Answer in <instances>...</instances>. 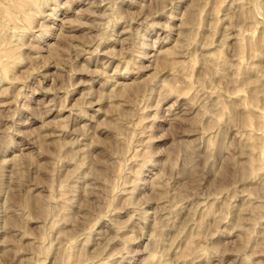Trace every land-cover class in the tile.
Masks as SVG:
<instances>
[{"label":"rangeland","instance_id":"rangeland-1","mask_svg":"<svg viewBox=\"0 0 264 264\" xmlns=\"http://www.w3.org/2000/svg\"><path fill=\"white\" fill-rule=\"evenodd\" d=\"M0 264H264V0H0Z\"/></svg>","mask_w":264,"mask_h":264},{"label":"bare ground","instance_id":"bare-ground-1","mask_svg":"<svg viewBox=\"0 0 264 264\" xmlns=\"http://www.w3.org/2000/svg\"><path fill=\"white\" fill-rule=\"evenodd\" d=\"M13 1V0H12ZM35 2V1H34ZM37 2V1H36ZM16 5V4H15ZM12 7V6H11ZM17 7V6H16ZM24 8V7H23ZM22 9V8H21ZM15 10V9H14ZM14 10H13V12H14ZM26 10V9H25ZM20 11V10H19ZM7 23V22H6ZM20 23V22H19ZM9 25V24H8ZM167 59V58H166ZM169 62V61H168ZM163 63H165L164 61H163ZM254 100V99H253Z\"/></svg>","mask_w":264,"mask_h":264}]
</instances>
